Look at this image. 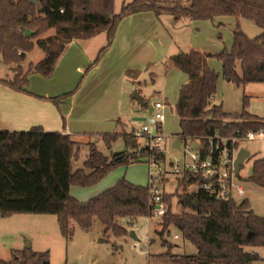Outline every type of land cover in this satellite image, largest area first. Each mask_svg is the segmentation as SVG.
I'll list each match as a JSON object with an SVG mask.
<instances>
[{
  "label": "trees",
  "instance_id": "trees-1",
  "mask_svg": "<svg viewBox=\"0 0 264 264\" xmlns=\"http://www.w3.org/2000/svg\"><path fill=\"white\" fill-rule=\"evenodd\" d=\"M35 1L0 0V62H21L35 47L43 53L42 59L31 63L25 72L18 68L13 80H0L9 89L29 93L26 89L29 76L52 77L69 44L106 33V44L99 51L97 63L111 47L122 19L133 14L152 12L158 19L169 15L175 22L233 16L236 26L230 51L219 54H204L193 49L179 51L172 54L166 64L188 76L175 105L180 127L178 137L179 140H203L215 130L225 134L237 128L264 129V118L246 110L249 96H243V109L239 113H227L221 104L210 100L217 92L219 75L208 65V59L219 60L223 77L237 86L264 83V0H132L123 2L119 12H115V0ZM242 19L252 21L262 32L254 38L248 37L240 26ZM50 29L54 34L39 37ZM137 92L141 94L140 90ZM62 98L50 99L59 106ZM144 101L147 106L148 101ZM123 127L121 133L104 134L102 138L110 149L112 143L122 137L128 151L119 156H107L90 142L83 167L76 170L73 161L79 158L83 144L72 135L44 132L41 127L29 131H0V216L55 215L66 239L71 238L72 221L88 230L98 220L104 234L111 233L116 238L126 236L127 229L119 224L121 219L133 222L149 216L146 187L120 179L114 187L86 202L70 194L72 186H93L116 167L139 161L135 160L137 154L132 153L137 141L131 133L123 132ZM196 180L195 176L186 174L179 186L186 188ZM249 180L264 187V160L254 161ZM178 203L181 212L174 214L169 209L162 218L159 235L163 238L173 225L194 245L196 253L172 255L171 244L164 240L167 251L160 256L176 259L177 264H254L260 260L257 252L248 251L246 247H264V218L250 209L247 199L240 203L215 201L202 191H192L180 194ZM47 258V252L25 248L21 257L10 261L0 259V264H43Z\"/></svg>",
  "mask_w": 264,
  "mask_h": 264
},
{
  "label": "rangeland",
  "instance_id": "rangeland-1",
  "mask_svg": "<svg viewBox=\"0 0 264 264\" xmlns=\"http://www.w3.org/2000/svg\"><path fill=\"white\" fill-rule=\"evenodd\" d=\"M130 1L132 0H115V12L120 11L123 2ZM220 23L222 25L219 26ZM142 24L143 30L129 41V45H126V52L121 48L111 53L106 52L95 63L99 51L106 44L105 34L102 33L88 42L90 46L87 49H85L86 42L84 41L69 44L56 65L53 73L56 81L52 84L67 85L60 96L64 97L62 100L68 99L69 109L71 107L75 109V113L70 117L72 135L83 144L79 158L73 161L75 170L83 167V162L89 154L88 143L90 142L107 156L129 150L122 137L117 138L108 149L102 135L121 133L119 121L127 124L126 129L123 127V132L132 135L143 124L149 123L150 113L140 108L136 102L131 101V94L136 90H140L141 95L146 97L149 104L153 105L164 99L169 103V108L165 111L166 119L162 125V133L170 138L165 166L169 168L171 160L182 162L183 153L180 150L171 149L170 143L173 137L180 132L175 105L179 90L185 83L187 75L177 68L167 67L166 64L170 56L179 51L188 52L193 49L204 54L230 51L233 45L236 19L233 16H219L213 20L191 23L184 19L175 22L171 16L163 15L161 20L156 22L138 21L133 24L123 22L122 26L131 30L139 28ZM240 26L250 38L262 32L250 20L242 19ZM54 32L50 29L39 37L45 38ZM90 53L94 55L88 60L87 55L90 56ZM42 57L43 53L35 47L21 62L2 63L0 74L6 73L4 71H7L5 69L7 66L8 71L13 75L11 79L13 80L18 68L25 72L31 63L38 62ZM77 63L83 65L82 72L76 71ZM209 64L210 68L213 67V70L220 73L217 90L219 99L212 102L221 104L227 113H239L243 109V96L246 95L250 98L246 110L252 115L264 118V83L237 86L223 77L219 60L210 59ZM132 66H135V69ZM132 71H136L135 77ZM66 73L70 75L69 80L61 82L62 76ZM36 80V78L29 79L28 86L30 87V84L32 85ZM58 88L61 90L60 87ZM124 95L127 98H123ZM77 117H79L78 121H76ZM135 139L137 142L132 148V153L137 154L135 160L139 161L127 166L116 167L93 186L85 188L74 186L73 191L77 195L73 197L86 202L107 188L114 187L120 179L147 187L149 165L143 160L144 142L136 137ZM246 147L254 156L250 157L241 167L240 176L243 178L242 186L245 195L238 198L237 202L247 199L250 209L257 216L264 218V187L249 180L253 174V162L258 157L255 153L258 145L252 143L246 144ZM178 178L180 177L169 175V182L164 187L165 192L169 194L167 201H170L168 203L174 214L181 212L178 196L188 192L184 187L179 186ZM128 221V218L119 221V224L128 232L122 238H116L111 233L104 234L103 226L98 220H95L88 230L82 229L72 221V235L71 238L66 239L60 232L55 215L23 214L20 216V214H15L10 219L0 216V259L10 261L21 257L25 248H30L36 252L48 253V258L43 261V264H177L176 259L167 260L160 256L167 251V246L163 244L164 240H168L171 244L172 255L196 253L194 245L185 240L173 225L161 238L159 232L163 228L162 219H150L144 216L133 222ZM175 234L178 238H174ZM246 250L255 251L260 255V260L254 264H264L263 246L246 247Z\"/></svg>",
  "mask_w": 264,
  "mask_h": 264
},
{
  "label": "built area",
  "instance_id": "built-area-1",
  "mask_svg": "<svg viewBox=\"0 0 264 264\" xmlns=\"http://www.w3.org/2000/svg\"><path fill=\"white\" fill-rule=\"evenodd\" d=\"M210 100H214V95ZM166 107L163 102H155L152 105L149 123L143 124L133 133L134 137L144 142L143 160L149 165V183L146 187L150 209L148 217L162 219L171 208L167 201L169 194L164 189L169 182V175L179 176L178 181L186 174L193 175L197 180L186 186V191H202L215 201L237 202L238 198L245 195L243 178L240 176L241 167L254 155L250 154L239 165V170L238 156L243 149L249 151L246 144L256 143L258 149L255 153L258 157L255 160H264V129L237 128L225 134L215 130L203 140L199 138L180 140L178 150L183 153V160L182 162L171 160L167 168L165 166L167 136L162 133ZM174 238H178V235L175 234Z\"/></svg>",
  "mask_w": 264,
  "mask_h": 264
},
{
  "label": "crops",
  "instance_id": "crops-1",
  "mask_svg": "<svg viewBox=\"0 0 264 264\" xmlns=\"http://www.w3.org/2000/svg\"><path fill=\"white\" fill-rule=\"evenodd\" d=\"M136 20L142 21L144 23H148V22L150 23V22H156L158 20H161V18L158 19L152 12H143V13L133 14L128 17H125L120 22L116 30V34L112 42V45L107 51V53H111L113 50H118V48H121V50L124 52L127 51L126 45L128 46L129 41H131L134 38V36H136L139 33V31L143 30V24L140 27L138 26L139 28L131 29V30L128 27H123L122 24L123 22L133 24V23L138 22ZM201 21H204V20H194L190 22L198 23ZM220 25L222 24L220 23L219 26ZM104 34H105V41H106V33ZM94 38H91L88 40H75L70 45L78 41H81V42L84 41L86 42L85 49H87L90 46L88 42H90ZM93 55L94 53L93 54L90 53V56L87 55V59L90 60V58H92ZM209 61L210 59H208V64H209ZM1 64L2 63H0V65ZM78 64L79 63L76 64L77 65L76 71L82 72L84 70L83 65L81 64L78 65ZM221 66H222V63H221ZM67 67H70V66H67ZM132 67L135 69V66H132ZM5 69L8 71L7 66H5ZM7 71H4L6 73H4L3 75L0 74V80L9 81L13 78V75L11 74V72L10 71L7 72ZM221 72L223 75V67H222ZM132 73H133V76L135 77L136 71L135 72L132 71ZM218 75L220 78V73ZM69 77H70L69 73L64 74L62 76L61 82L69 80ZM32 78L34 79L36 78L37 80L34 81L32 85L30 84V87L28 86L26 88L29 93L17 92V91L11 90L7 86H5L2 82H0V131H29L33 127H41L44 132H59L62 134L72 135V128L70 125L72 123L70 120L72 119L70 117H72L73 114L75 113V109L73 107L69 109V106H67L68 99L61 100L59 106L56 105L50 99L53 97L60 96V93L64 92V90L66 89L65 87H67V85L63 86L62 83H60V85L52 84L53 82L56 81V79L54 78V75H52V77L50 78H45L40 74H32L29 76V79L32 80ZM187 82H188V76L183 85H185ZM218 82H219V79H218ZM252 84H256V83H252ZM58 87H60L61 90H59ZM217 90H218V83H217ZM141 96L143 100L146 98L143 95ZM123 98H127V96L124 95ZM130 98H131V101L136 102L140 108L145 109L149 113L151 112L152 104L148 103L147 106L140 105L137 101L132 99V94ZM178 99H179V95H178L177 101ZM218 99H219V94L217 91L216 94L214 95V100H218ZM161 102L167 105V107L165 108V111H166V109L169 108V103L166 101V99L162 100ZM78 120H79V117H77L76 121ZM121 126H124L125 129L127 128V124L122 121H121ZM132 129H135V128H132ZM169 139L170 138L167 137V149H168ZM178 139H179L178 134L175 137H173L170 143L171 149L178 150V146H179ZM76 140L78 141V139ZM73 188L74 186H72V188L70 189L71 194L72 196H76L77 194L74 193L73 190L75 189ZM82 188H85V187H82ZM20 216H23V214H20ZM10 218H13V216L8 217L7 219H10Z\"/></svg>",
  "mask_w": 264,
  "mask_h": 264
},
{
  "label": "water",
  "instance_id": "water-1",
  "mask_svg": "<svg viewBox=\"0 0 264 264\" xmlns=\"http://www.w3.org/2000/svg\"><path fill=\"white\" fill-rule=\"evenodd\" d=\"M29 1H31L32 3H36L35 0H29ZM28 34L29 33H27V35ZM227 81H229V80L227 79ZM132 99L137 101L140 105L144 106L146 104L145 101L143 100L142 96L137 91H135L132 94ZM179 143H180V140L178 139V145H179ZM119 154H120L119 152L114 153V156H119ZM249 156H250V152L248 150H246V149L241 150V152H240V154L238 156V160H237V169L238 170L240 168L239 165L242 164L244 162V160L246 158H248ZM132 235H133V233H132ZM248 236L251 237L252 236L251 233H249ZM27 247H29V245ZM45 264H47V263H45Z\"/></svg>",
  "mask_w": 264,
  "mask_h": 264
}]
</instances>
